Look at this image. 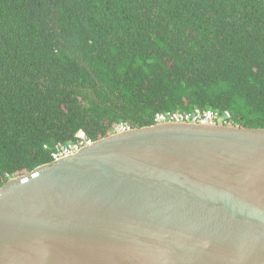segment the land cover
<instances>
[{"label":"trees","instance_id":"obj_1","mask_svg":"<svg viewBox=\"0 0 264 264\" xmlns=\"http://www.w3.org/2000/svg\"><path fill=\"white\" fill-rule=\"evenodd\" d=\"M198 111L264 128V0H0V187L81 135Z\"/></svg>","mask_w":264,"mask_h":264},{"label":"water","instance_id":"obj_2","mask_svg":"<svg viewBox=\"0 0 264 264\" xmlns=\"http://www.w3.org/2000/svg\"><path fill=\"white\" fill-rule=\"evenodd\" d=\"M0 264H264V128L129 127L6 179Z\"/></svg>","mask_w":264,"mask_h":264},{"label":"built area","instance_id":"obj_3","mask_svg":"<svg viewBox=\"0 0 264 264\" xmlns=\"http://www.w3.org/2000/svg\"><path fill=\"white\" fill-rule=\"evenodd\" d=\"M230 115L227 114L225 118H219L217 114H215L212 111H198L192 114H173L171 116L168 115H158L156 118V122H167V121H175V122H196V123H207V124H232V121L229 120ZM127 126H121L118 128H115L116 130H125L128 129ZM81 141L77 143H72L68 146H61L58 148L57 152L53 154L54 159H58L62 156H66L73 151L77 150L79 147L91 143V140L88 139L86 136L81 135ZM20 172L10 176L15 177ZM9 177V176H8Z\"/></svg>","mask_w":264,"mask_h":264},{"label":"clouds","instance_id":"obj_4","mask_svg":"<svg viewBox=\"0 0 264 264\" xmlns=\"http://www.w3.org/2000/svg\"><path fill=\"white\" fill-rule=\"evenodd\" d=\"M54 158H53V156H52V160H53ZM10 177H8V179H9Z\"/></svg>","mask_w":264,"mask_h":264}]
</instances>
